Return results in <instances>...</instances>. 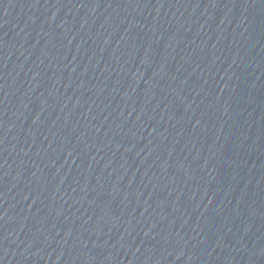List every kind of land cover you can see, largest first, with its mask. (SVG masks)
<instances>
[{"label":"water","instance_id":"95a60500","mask_svg":"<svg viewBox=\"0 0 264 264\" xmlns=\"http://www.w3.org/2000/svg\"><path fill=\"white\" fill-rule=\"evenodd\" d=\"M0 264H264V0H0Z\"/></svg>","mask_w":264,"mask_h":264}]
</instances>
